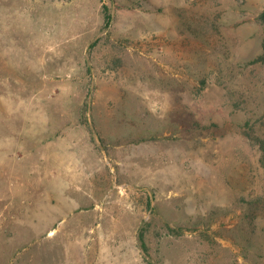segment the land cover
I'll return each mask as SVG.
<instances>
[{
  "label": "rangeland",
  "instance_id": "374dc122",
  "mask_svg": "<svg viewBox=\"0 0 264 264\" xmlns=\"http://www.w3.org/2000/svg\"><path fill=\"white\" fill-rule=\"evenodd\" d=\"M263 9L0 0V264H264Z\"/></svg>",
  "mask_w": 264,
  "mask_h": 264
},
{
  "label": "trees",
  "instance_id": "16d2710c",
  "mask_svg": "<svg viewBox=\"0 0 264 264\" xmlns=\"http://www.w3.org/2000/svg\"><path fill=\"white\" fill-rule=\"evenodd\" d=\"M107 24L109 22V16L106 15ZM259 20L263 25V36H262V52L261 54L255 59L256 62L262 63L264 65V9L259 16Z\"/></svg>",
  "mask_w": 264,
  "mask_h": 264
}]
</instances>
